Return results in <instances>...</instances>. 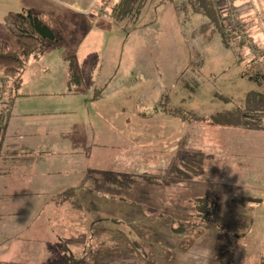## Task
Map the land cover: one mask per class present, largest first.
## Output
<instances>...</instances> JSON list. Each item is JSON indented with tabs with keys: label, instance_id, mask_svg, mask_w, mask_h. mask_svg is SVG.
<instances>
[{
	"label": "rangeland",
	"instance_id": "374dc122",
	"mask_svg": "<svg viewBox=\"0 0 264 264\" xmlns=\"http://www.w3.org/2000/svg\"><path fill=\"white\" fill-rule=\"evenodd\" d=\"M246 1L238 9L231 0H149L134 24L116 23L118 26L113 25L111 31L103 34V49L110 53L108 61L118 64L112 53L117 61H122L120 55L127 57L120 63L127 71L124 73L122 68L117 79L101 78V85L94 91L74 83L70 89L66 87L67 55L75 59L71 46L46 47L39 58H30L34 69L29 71L19 92L32 91L34 95L17 98L12 108L14 115L29 105L51 104L61 108L79 105L86 98L91 102L96 93H100L102 103L111 105L127 100V92L133 89L140 104L175 108L178 111L173 115L179 119L171 114V135L167 134L169 126H157L153 136L157 141L153 143L143 133L139 141L132 140L126 128L124 141L116 135L112 137L113 128L109 126L97 128L99 133L92 139L97 143L93 152L102 151L108 159L115 155L134 156L121 165L120 160L117 168L131 173L122 174L121 187L115 186L107 193H100L94 185L84 189L90 202L87 208L74 200L59 209L74 216L77 239H68L67 226L70 229L71 226L64 220L60 226L57 218L52 222L53 231L44 232L43 239H38L45 243L42 255H26L28 260H24L27 243L12 240L15 247L0 249V264H181L182 260L187 261L189 253L203 256L201 264H264V170L256 167V163L264 162V130L246 129L232 134L230 131L217 137L218 143L207 140L210 143L206 151L198 150L200 153L192 145H198L199 140L204 147L208 137L199 139L196 134L211 133L213 115L241 106L250 90L264 92V0H250L249 4ZM246 4L243 8L248 15L246 22H254L249 27L242 23L245 17L237 19ZM131 19L127 15L123 20L131 22ZM149 20H156V24L144 25ZM218 24L225 26V31L244 28L243 35L248 40L253 31L261 30V24V45L247 41L246 49H233L231 32L225 38ZM250 76H255V81ZM3 98L7 101L8 94ZM148 98L150 102L146 101ZM86 113L82 112L83 116ZM116 128L120 134V128ZM163 130H166L164 137ZM185 144L189 152L187 160L181 156V152H187ZM164 145L177 146L179 151L172 149L167 154ZM164 155L172 172L168 175L159 172L154 178L147 173L148 169ZM194 155L199 157L196 159ZM177 158L182 168L177 165ZM109 162L113 164L115 160ZM130 175H143L141 179L149 182H134L126 188L123 185ZM154 184L162 191L165 188L157 196L159 199L147 195ZM79 189L80 186L75 191L77 196L81 193ZM223 189L227 198L250 193L255 200L235 204L225 200ZM209 192L222 197L212 222L183 232L172 230L171 218L188 219L189 213L195 212L191 198ZM114 194L117 197L108 196ZM38 196L45 202L48 192H40Z\"/></svg>",
	"mask_w": 264,
	"mask_h": 264
},
{
	"label": "crops",
	"instance_id": "0c3cea01",
	"mask_svg": "<svg viewBox=\"0 0 264 264\" xmlns=\"http://www.w3.org/2000/svg\"><path fill=\"white\" fill-rule=\"evenodd\" d=\"M117 1L0 0V32L3 31V16L9 11L35 9L51 12L60 24L65 44L71 46L74 50L75 59H73L80 76V83H77V86L86 87L94 91L101 85V78L117 79V75L122 68L124 73L127 71V68L120 64H123L127 57L120 55L122 61H117V56L112 53L115 57L114 62H118V64H110L108 61L110 53L103 49V34L111 31L113 25L118 23L130 25V23L134 24L136 22V18H132L131 22H126V20L115 21L111 17L112 6ZM148 1L143 0V4L137 14L138 16L144 13L143 10L146 8ZM233 1L235 5L232 4ZM247 1V4L251 3L250 0ZM243 2L244 0H232L231 4L240 9ZM247 4L242 6V12L237 17V19L245 17L242 20L245 27L254 25L253 21L250 24L246 22L248 15L246 11H243V8H246ZM252 13L256 14V11L253 10ZM155 24L156 20H149L144 25L154 26ZM260 27L262 31L260 29L258 31L255 30L250 37L252 42L259 45L262 42L263 25L260 24ZM136 29L137 27H133V30ZM249 30L252 31V27ZM39 57L40 53L27 59L22 75V84L27 79L29 71L34 69L32 66L34 62H30L32 60L30 58L37 59ZM108 63L110 66H108ZM67 74L69 75L68 66ZM71 84L68 76L66 87L70 89ZM127 94L128 99L130 98V103H127L128 99L111 105L102 103L99 97L100 93L99 95L96 93L94 100L91 102H88L89 98H86L85 102L79 105H65L61 106V108L58 105L51 104L48 106L29 105L22 107L19 111L17 110L19 114L17 113L16 115H14V110L12 111L14 101L17 98L26 99L33 96L32 91L19 92L11 101V104L4 101V98L3 100L0 99V113L3 114L5 119L4 126L0 131V249L6 250L12 246L15 247L16 242L11 243L12 240H19L20 242L22 239L27 243L22 257L24 260H28L26 255H42L45 244L44 241L43 243L41 241L43 234L49 230L53 231L52 222L57 218L59 225L64 220L65 224L69 223L71 226V229L68 226L67 231L65 229L68 233V239H77L79 234L75 226L76 222L73 220L74 216H70L66 210L60 212L59 209L64 204L74 200L82 205V208H87V204L90 202L86 190H89V186H96V190L100 191V193H107L109 190L121 187L122 176L131 173V171L127 173L124 172L125 170L122 171L117 168L125 159H133L134 156L115 155V158L108 159L102 154V151L94 153L93 146H97V143H94L92 139L99 133L97 128L102 126L113 128L111 136L114 137L116 135L121 141L125 139L123 134L126 128L132 140L139 141L143 133L147 136L145 139L150 142L152 139L153 143L157 141L153 137L155 128L157 126L165 128L169 126L173 115L157 107H152L153 105L150 103L140 104V101H138L139 96L133 93V89L128 91ZM146 101L150 102V99L148 98ZM144 110L148 111V113L141 114L140 112ZM84 111L87 112L85 116L82 114ZM163 113L167 115L164 116ZM166 117H169L168 120L165 119ZM159 122L160 125L158 124ZM115 127L120 128V134L117 128L115 130ZM210 129L211 133L209 134L205 133L202 135L199 132L196 134V138L199 139L201 136L208 137L206 143L203 144L204 147H201L203 142L199 140L197 141L198 145L192 144L195 145L196 153H200L198 150L206 151L205 147L210 143H207V140H213L218 143L217 137L223 134L226 135L231 131V128L216 124H213ZM165 132L166 130H163V137ZM243 132L244 130H241L238 133ZM172 133L173 130L169 126L167 134L171 135ZM187 137L189 136L187 135ZM166 145L164 146L167 154H171L170 151L172 149L178 150L177 146L169 148ZM151 146H154V144ZM184 148H187V152H181V156L184 160H187L188 145L185 144ZM229 151L230 149H228ZM261 152L259 155H262ZM194 157L197 159L199 155H194ZM93 159L95 163L92 162ZM111 160H115V162L112 164L109 162ZM165 160L166 155L161 157L159 162L156 160V165L150 166L147 173L154 178L155 174L159 172H165L166 175L170 174L172 172L169 169L170 164H166L167 161ZM177 165L182 168L179 159ZM256 167L264 170V162L256 163ZM139 174L143 173L139 172ZM209 174H212V172ZM143 175L145 177L147 174ZM142 176L130 175L123 186L127 188L129 184L132 183L134 185V182L138 181L141 183L149 182L146 179H141ZM165 184L167 183L165 182ZM79 186L81 193L77 196L75 191L78 190ZM150 187L147 195L151 199H159L157 196L164 193L165 188L162 191V188H157L155 184ZM142 190L145 191L144 189ZM43 191L48 192V198L45 202L39 199L38 196ZM150 191H152V194ZM153 192L157 193L154 194ZM108 196L117 197L116 194ZM224 198L227 200L226 195H224ZM166 200L165 198L163 201ZM79 204L77 205L80 206ZM70 219L71 221H69ZM75 219L77 221L80 220L76 217ZM84 230V227L83 229L80 228L81 233Z\"/></svg>",
	"mask_w": 264,
	"mask_h": 264
},
{
	"label": "trees",
	"instance_id": "16d2710c",
	"mask_svg": "<svg viewBox=\"0 0 264 264\" xmlns=\"http://www.w3.org/2000/svg\"><path fill=\"white\" fill-rule=\"evenodd\" d=\"M143 4V0H118L111 9V17L115 20H123L127 15L135 19ZM225 38H229L231 32V47L241 49L250 40L246 38L245 29L235 32L225 31V26L218 24ZM240 34V35H239ZM248 41V42H247ZM54 45H65L62 29L56 17L47 11L35 9H22L20 11H9L3 16V31L0 32V93L8 94L6 102L11 101L19 94L22 84V75L26 67V61L30 56H37L41 50ZM241 56V54H239ZM68 73L70 83H80L77 65L72 55H67ZM255 81V76H250ZM264 80V74H262ZM0 98V99H1ZM171 114H176L175 108H163ZM3 114L0 113V131L4 126ZM212 123L231 128L238 133L241 130H264V92L253 89L248 91L241 106L232 110L218 112L212 116ZM235 130V131H233ZM226 193L223 192L224 196ZM222 197L211 192L191 198L195 205V212L188 215V219L171 218L172 230L183 232L191 230L196 225L212 222L218 204ZM257 199V198H256ZM235 204L249 203L255 200L250 193L235 195L227 198ZM191 218L198 219L197 221Z\"/></svg>",
	"mask_w": 264,
	"mask_h": 264
},
{
	"label": "clouds",
	"instance_id": "9594fccd",
	"mask_svg": "<svg viewBox=\"0 0 264 264\" xmlns=\"http://www.w3.org/2000/svg\"><path fill=\"white\" fill-rule=\"evenodd\" d=\"M187 255V261L181 262V264H201V261L204 259L203 256L196 253H189Z\"/></svg>",
	"mask_w": 264,
	"mask_h": 264
},
{
	"label": "built area",
	"instance_id": "2783aa9c",
	"mask_svg": "<svg viewBox=\"0 0 264 264\" xmlns=\"http://www.w3.org/2000/svg\"><path fill=\"white\" fill-rule=\"evenodd\" d=\"M232 1V0H231ZM235 20H236V18H235Z\"/></svg>",
	"mask_w": 264,
	"mask_h": 264
}]
</instances>
